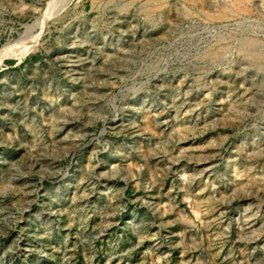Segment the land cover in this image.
<instances>
[{
	"label": "rangeland",
	"instance_id": "rangeland-1",
	"mask_svg": "<svg viewBox=\"0 0 264 264\" xmlns=\"http://www.w3.org/2000/svg\"><path fill=\"white\" fill-rule=\"evenodd\" d=\"M50 1L0 0V49L38 35L0 63V264H264V0Z\"/></svg>",
	"mask_w": 264,
	"mask_h": 264
},
{
	"label": "bare ground",
	"instance_id": "bare-ground-1",
	"mask_svg": "<svg viewBox=\"0 0 264 264\" xmlns=\"http://www.w3.org/2000/svg\"><path fill=\"white\" fill-rule=\"evenodd\" d=\"M94 1H97V0H94ZM70 2H71L70 0H63L60 3H57L55 1L53 3H51V1H50L51 4H50L49 9H51V13L50 14L47 13V14H49L48 18L67 10ZM97 3H98V1H97ZM249 3H250L249 0H228V3L226 1V3L223 5L222 9L215 16H212V18L219 20V19H225L228 16L244 14L248 10V7H249L248 4ZM56 5H57V7H56ZM152 5L156 6V3L152 1ZM148 6H150V5H148ZM53 7H56L58 9H56V8L53 9ZM55 9H56V11H55ZM45 20H48V19H43V20L40 19L39 22L37 20L38 26H42L44 24ZM37 37H38V35L33 37L29 41V43H27V44H25L22 47H19L17 49H14L13 47L11 48L9 46V44L2 46L0 49V63L3 59H5L9 56H15L17 58L26 56L27 53L31 52L32 50H34L36 48V43H37V39H38Z\"/></svg>",
	"mask_w": 264,
	"mask_h": 264
}]
</instances>
